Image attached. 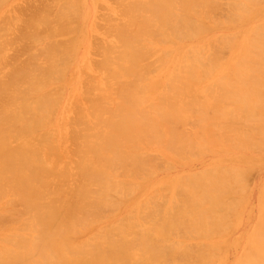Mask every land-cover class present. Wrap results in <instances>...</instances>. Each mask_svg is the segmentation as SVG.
<instances>
[{
	"label": "bare ground",
	"instance_id": "1",
	"mask_svg": "<svg viewBox=\"0 0 264 264\" xmlns=\"http://www.w3.org/2000/svg\"><path fill=\"white\" fill-rule=\"evenodd\" d=\"M112 1L115 3L114 0ZM118 1L119 2L116 1L117 5H120L118 12H121V20L117 19L119 21L118 24H108L111 19L109 21L108 19H102L104 22L107 21L106 26L111 28L105 33L109 32L108 35H114V41H116L113 45L105 44L107 46L102 47L104 55L103 60H97L100 70L103 69V71L106 72V76L100 82H94L91 80L90 82L88 81L89 85L87 89L83 88L85 82L82 84V88L84 90L83 91L81 89L82 92H84V95L88 94V98L82 97L87 100H82L84 102L87 101V105L85 108H79V106H76L75 109L77 110L75 115H73L72 112L71 114L73 117L71 118L70 116L71 122L67 121L64 123L63 137L59 135L63 139V142L69 140L68 143L66 142L67 144H69L71 140L73 143V147L71 148L72 150H68L65 147L66 150L63 151L64 154L60 153L56 148L57 144L54 145L52 143L54 137L51 140L47 135H44L46 134V131H44L43 135L39 133L40 135L38 137H34V135H37L34 134L35 131L41 126V124H43L45 112L50 108H54L53 105V107H51L52 99L54 101L56 98L57 101V95L54 98H51L52 94H50L46 87L48 88V85L52 81L57 80V77L60 79L62 66L66 64H63V62L65 60L67 61V58L65 57V49L72 46L74 42L73 40L67 43H62L61 41L58 42L51 39L56 32L60 33L57 29L49 26L52 22H54L55 25V16L53 17L54 21H52V18L51 20L47 19L48 17L46 18V16H40L34 20V24L36 25L45 24L47 26V34H44L43 36H35L33 38V41L35 40V43L40 44L41 47L39 50H37L38 48L36 49L37 51L35 50V54L30 50L31 52H29L31 54L29 53V59L24 65L14 68L12 67L9 72H6L8 74L5 75L4 73L5 76L0 78V264H171L170 262L163 260V250L160 248L159 244L153 243L149 240L147 241L148 233L153 229L148 225V218L146 219L147 222L145 219L140 218L142 217L140 213H143L142 209H144L145 204H143V208L142 206L140 208L137 207L138 211L141 209L140 212H137V220H143L142 223H147V226H138L137 228L135 222L140 224L138 223L140 220L134 221L130 218L129 220L128 218L126 220L124 216L125 220L120 218L121 220L118 219L120 221H117V223L113 222L115 224H106L105 226L98 228L90 237L86 239L79 240V238L78 241H74L72 236L77 234L79 236V233L82 232L81 230L88 229L93 222L95 224V221L98 222V219L102 217L100 216V213L107 209L105 207H109V209L110 206L114 207V196L118 195L119 197V195L123 193V195H125V193L127 194L131 188H136L135 185L134 187L132 186L134 183L132 180L134 178H138L137 176L139 175L141 178L144 176L146 166L149 163V155H147L145 151H147L150 146L155 145L158 147L161 145L162 147V145H164L165 149L168 148L174 151L181 148L183 149V138L186 135H181L182 133L180 134L179 131L181 129H178V120L181 119L183 123L185 121L184 119L188 120V116L192 115L189 107V104L192 101L186 103V101L189 100L188 97L191 98V96L184 92L187 100L182 99V101L185 100V103L182 104L184 105L182 108L184 109L185 105H188L186 106L188 111L186 109H184V111L186 110L189 112L190 109V115L187 114L186 118L182 115H180V117L178 114L182 108H179L177 104V101L179 100L176 98L182 93V91H180V89H182L180 88V84H182L181 80H184L185 78L189 80L190 78L199 75V73H193L194 69L186 72L193 67L196 68L199 66L200 68H198L200 71L202 70V74L205 76L203 71L207 70L209 73L208 70H210L213 65L215 67H217V65L226 66L227 62L222 64L221 61H219V57H216L217 55L215 56L213 53V55L209 53L212 47V43L210 41H208L209 43L191 46L190 48H187L185 52H176L174 42L182 37L185 38L184 36L192 38V36L202 34L209 26V19L205 9L209 7L217 9L218 2L217 0ZM67 2L63 3H66L65 5L67 6H62L64 11L65 8L69 11V8L71 7V5H67ZM62 9L60 10L59 8L57 11V19L61 14H66L67 11L64 12ZM60 11L63 12L60 14ZM11 17L13 18V16ZM62 17L64 18V15ZM62 17L60 16L61 21ZM3 18L0 17V19ZM7 19L8 17L5 19L8 22ZM67 19H64V21ZM47 20H50V23H48ZM59 20L60 19H58L57 22ZM64 21H62L60 25H69L67 24V21L66 23H64ZM54 25L52 26L54 27ZM57 25H59V23ZM62 26L60 27H65ZM104 26L105 25L102 27ZM67 27L68 28H65V31L70 30V25ZM72 28L69 31L70 33H72ZM105 28L107 29V27ZM111 31H113V33ZM241 34H264V26L250 28ZM223 40L225 39H222V41ZM5 41L7 42V40ZM9 41L7 42V45L9 44ZM6 42H2L4 43V46L0 44L2 48L6 47ZM92 42H94L93 39H91V44ZM236 42V45L241 44L240 40ZM95 43L97 42L95 41ZM100 43L99 45L102 46V43ZM164 44H169L167 47L169 49L161 51L160 47L164 46ZM93 45L95 44L93 43ZM96 45L99 49H102L101 46L99 47L98 44ZM96 47H93V49ZM236 48L238 50L237 52L240 53V48L236 46L234 50ZM160 51L161 53H159ZM155 53H158L157 59H152L155 62L152 60L151 63L147 61ZM90 54H94V52H90ZM2 56L3 50H0V64L3 58ZM40 58L43 63L38 62ZM93 60L94 59H91L92 62ZM95 62L96 60H94V63ZM152 62L154 64L157 63V65L153 66L154 64ZM170 62L173 64V69L172 71L170 70L171 73L166 77V83L162 87H165L164 90H166L169 83L172 85L173 82H176L175 84L179 85V87H177L178 90L176 88L171 89L175 86V84H173L174 86L170 85L167 88V90H172V95H170L171 93L167 94L163 91L162 92L165 94L162 93L163 95H161L157 91L156 93H158L161 97L158 94H155L157 97H154L159 98V101L156 99L154 101V99H152L154 101L153 105L150 103L152 102L151 100L147 103V107H145L146 104L144 106V103L149 100V98L146 99L148 92L152 93L156 87L159 88L163 81L162 79L157 80L150 77V71L153 70L155 72L154 69H157V67L160 68V66H163L164 64L166 65L167 63L169 64ZM245 64L246 62L243 61V57H239L234 66L237 68L242 66L239 69H243ZM4 67L2 65L0 69ZM201 67H208L209 69H201ZM181 71L182 73H180ZM77 74L79 73L77 72ZM240 75L241 73L238 74V76ZM152 79H155L156 82L153 81L151 84L150 82ZM145 81L153 85L152 92V89L150 88L151 86L149 87L151 90H147L148 86ZM178 81L180 84L177 83ZM142 82H145V87H147V89L144 88ZM184 86L185 84H183V87ZM214 86H217V89L227 88L233 93V86H229V83L227 81L225 82V80L216 83ZM187 88L188 87L185 89ZM85 90H87L88 93H86ZM174 91H178L177 94L173 93ZM219 93L221 94V91H219ZM112 95H116L120 98L118 101L116 100L117 103L110 100L113 98ZM212 97H215V100L218 98L214 94ZM106 99H108L107 101H111L112 103L114 102L115 104L113 103L111 105L109 102L105 101ZM179 99H181V97H179ZM194 100H196V98ZM156 101L158 104H155L157 103ZM237 101L242 103L241 98H238ZM58 102L60 104V101ZM106 102L109 103L110 106H107L108 104H106ZM149 103L150 106L148 105ZM173 105H175L174 107L176 110L173 109ZM239 109L243 111V115L237 117L238 121H236L237 119L235 117H225L227 120V124L225 125L228 126H230L229 123L232 121L229 120L230 117L231 119H236L235 121L237 123L239 120L242 122H239V125L236 123L237 126L235 125L234 127V124L232 125V123H230L234 129L227 127L230 128V130L233 129L232 132L234 131V138L238 141L240 147L238 146V143L232 144L235 146L237 145L239 148H244V145L242 146L240 143H245L247 146H250L248 143H250L252 139L250 144L254 147H256V144L259 146L257 141H253L255 140L253 135L255 136L264 132L262 131L264 130V112L254 113L251 108L246 107L243 104H241ZM64 112L66 111L64 110ZM187 112H183V115ZM48 113L51 114L53 112L48 111ZM200 113L199 115H202L201 117L203 119L206 117L207 119L210 118V115L205 114V112L202 111V114ZM66 114L68 113L66 112ZM215 116L213 118L211 116L212 120L215 118L217 121L218 119L221 120L224 118V116L217 115V117H219L217 119ZM201 117L199 116L198 118L200 119ZM199 121L202 122V119ZM48 122L50 124V121ZM243 122H247L248 124L249 122H253L255 125H252L253 127L249 128L250 126H247L248 124L246 123V125H243ZM216 125L219 126L218 123ZM240 125H242V127ZM200 126L203 127L202 123ZM243 126L248 128L246 129V127L244 128ZM207 127L208 126H206V128ZM224 127L222 128L224 129ZM210 128L212 129V126ZM227 128L225 127V129ZM198 130L196 129L197 132ZM182 131L183 129L181 132ZM202 133L199 131L200 135ZM213 133L209 134V136H212ZM217 138L218 137H216V139ZM261 138L263 139L264 137ZM261 138H256V140L264 142V139L261 140ZM184 139L187 140L186 137ZM189 140L190 139L187 141ZM223 140H225V138ZM71 142L69 148L72 146ZM202 142H204L203 139ZM223 142L224 141H222V143ZM189 146L191 145L189 144ZM252 146L249 149L252 148L253 150L254 147ZM197 147L199 146H194L193 149H197ZM259 147L257 148L259 149ZM190 148L192 149V147ZM179 151L177 153H179ZM63 155H71L73 159H71V161H67L69 158L66 156L67 162H63V158H61ZM213 170L211 172H213ZM215 170L217 171V169ZM220 170L222 171V169ZM216 171L214 172V177L221 173L220 171L216 175ZM229 172L232 171H228V173ZM224 173L227 174L226 171ZM203 174L205 175L203 176ZM225 174L222 173V176ZM206 175L207 174L204 172L201 175H198L199 177L196 176V180L200 177L202 178V176L205 178ZM229 176L233 177V183L238 179L241 180L238 182H242V179L240 178L241 175L238 172L230 173ZM212 177L210 175L209 178L212 179ZM220 177L221 176H219V178ZM226 177L227 176H225V178ZM219 178L217 176V179L216 177L214 179L219 180ZM222 178L224 177H221L220 179L222 180ZM195 181L192 180L194 183ZM207 182L211 183V181ZM218 182L223 186V181L221 183L220 181H217V183ZM228 182L229 180H227L226 184L224 181V184H226V186L231 184V180L230 183ZM201 183L200 185H189L191 189L188 193H194V188L192 186H200L199 188H201ZM205 184L207 183L205 182ZM203 187L204 190L208 189V186L205 188V185H203ZM185 188L188 189L187 187H184V189ZM209 189L212 191L214 188L213 186H209ZM227 189L231 190V188L228 187ZM199 190V194L201 196L204 194V196L200 198L202 200L198 199L199 201L195 200V203L192 202L193 205L195 204L193 212L194 218L190 219L189 228L187 227V229L191 230V232L193 231L194 233L197 232L196 234H201L200 236L203 234V236L205 235L207 238H210L212 237L213 231L215 232L214 229L218 232L220 229L218 227L220 225H217V223L214 222L220 214L215 212L214 207L216 205L213 206V201H215V203L217 202V205H219V208L221 209L222 207L224 208V205L226 204L225 211H227L226 206H230L231 204L227 205V202L222 203V199H224L222 196L220 197V201L222 200L221 202H219V198L217 199L218 201H216V199L211 201L212 198L210 197V201L213 203L209 206V201H204L206 204L208 203V205H206L207 208L203 207L206 210H199V208L197 209V206L199 207V204L197 203H202L201 201L204 200L207 193L204 192L203 189ZM235 190L236 189L231 191L234 192ZM224 191L225 193L228 192L226 189L223 190L222 187L221 192L220 190L217 192H220L223 195ZM240 191L242 190H239V193H241ZM213 192L210 193L213 196H216L217 192ZM235 192L231 194H235ZM131 193L129 192L128 195ZM209 194L207 193V198ZM126 196L127 195L124 197ZM237 200L235 201L237 202ZM204 202L202 204H205ZM139 204L142 205V202ZM117 207L118 206H116V209ZM102 209L103 211H101ZM232 210L234 211V209ZM129 212L127 214L131 215ZM144 214H147V212H144ZM149 214L150 213H148V215ZM101 215H103V213H101ZM206 215L208 217L211 216L209 217L210 219H207L208 217L205 218ZM215 215L218 216L216 217ZM223 217L224 216H221L219 218L224 219L225 217ZM133 218H135V216ZM260 221L261 222L258 224L259 226L256 233L251 236L250 243L245 246L242 255L235 264H264V214ZM208 224H210V227L205 228ZM215 224L219 229L214 226ZM227 226L228 225H226V227ZM226 227H224V229H227ZM134 228H137V230ZM224 229L221 228V232L222 230L224 231ZM207 230H209V232L212 231L209 233L210 236L207 233ZM217 234L218 233H216V235ZM212 249L213 248H210V250L206 252L205 256L197 259L195 264H210L211 260L209 257L212 254Z\"/></svg>",
	"mask_w": 264,
	"mask_h": 264
},
{
	"label": "rangeland",
	"instance_id": "2",
	"mask_svg": "<svg viewBox=\"0 0 264 264\" xmlns=\"http://www.w3.org/2000/svg\"><path fill=\"white\" fill-rule=\"evenodd\" d=\"M116 1L119 2L118 0ZM116 1L114 0L115 3ZM64 2H67V5H71V7L68 6L70 7L69 11H67L66 8H65V11L64 9H62V6L66 4V3L63 4ZM217 2H218L217 9H212L210 7L205 9L207 13V17L209 19V26L205 29V31L202 34L192 36V38L188 36L187 37L184 36L185 38L182 37L179 40L178 39L175 40L174 42L176 52H185L187 48H190L191 46L209 43L208 41H210L212 43V47L209 53L211 54L213 53L215 56L217 55L216 57H219L220 59L219 61H221L222 64L227 62V65L225 64L226 66L217 65V67H215L213 65L214 66L213 67L211 65L212 67L210 68V70H208L209 73L207 72V70L203 71V73H205V76L202 74V70L200 71L199 66H197L196 68L193 67L187 70L186 72H189L190 70L194 69L193 73H199L198 76L190 78L189 80L185 78L184 80H181L182 84H180L179 81L177 82L178 84H180V88H182L180 89V91H182L183 93V94L181 93L180 95H178V97L176 98L179 100L177 101L179 108L180 107L182 108L184 106L182 104H184L185 103L184 101L187 100L185 96L186 94L184 95V92H186L187 95L189 94V96H191V98L187 96L189 100L186 101V103H188L189 101H192L189 104V107L191 109V112H190V109H189V112L192 113V115H190L189 112H187L188 110L186 106L188 105H185V108H184L187 111L186 110L184 111V109L182 108L181 110L183 111L180 110L178 114L179 116L182 115L185 118L187 114L190 115L188 116V120L184 119L185 121L183 123H182V120L180 119L182 126L180 124V120H178L179 121L178 129L179 128L181 130L183 129L182 132L181 130L180 131L178 130V131L180 132V134L182 133L181 135H186L185 136L186 139L191 136L190 138H188L190 140L187 141L188 139L185 140L184 139L185 137L183 138L182 136L183 143H184L182 145L183 149L182 148L179 149L182 151L175 150L176 152L172 149L171 150L168 148H167L168 150L165 149L164 145H162V147L161 145L158 147L155 145L150 146V148L147 151H145V153L149 155L148 156L149 163L146 166L145 174L143 173L144 176L141 178L139 177L140 176L139 175L137 176L138 178H134L132 180V182L134 181L132 186L133 187L134 185L136 186V188L135 187L133 189L131 188L133 192L130 189L129 192L130 193L132 192V193L129 195H128L129 192H127V194L125 193V195H127L126 197H124L125 196L123 195L124 193L121 194L122 196L119 195V197L118 195L114 196L115 197V199L113 198L115 201L114 207L110 206V209L109 207H105L107 208V209L104 208L105 211H103L102 209L101 211L103 212L101 213H103V215H101L100 213V216L102 217L98 219V222L95 221V224L93 222L89 226L88 229L81 230L82 232L79 233V236L78 234L72 236V238H74V241H78L79 238H80L79 240L86 239L90 237L98 228L105 226L106 224H109V223L110 224L113 222L117 223V221H120L121 219L125 220L126 218L127 220L128 218L129 220L130 218L134 221H139L140 219L137 220V214H138L137 212H140L141 209L138 211V208H140L141 206L143 208V204H145L144 205L145 207L144 209H142L143 213H140V215H142V217L140 218L145 219V221L148 218V225L153 229L149 231L147 241L149 240V241H152L153 243L159 244L160 248H162L163 250L162 251L163 260L166 262H170L171 264H195L197 259L205 256L206 252H208L210 248H213L212 254L209 257L211 260L210 264H235L236 261L242 255L245 246L248 243H250L251 236H253L256 233L258 226H259L258 224H260L261 222L260 220L262 219V216L264 214V149H263L264 142L256 140V138L260 139L261 137H264L262 136L264 135V132H262L264 130L261 131L262 134L261 133L258 134L260 136L253 135V137H255V140L253 141H257L260 147L257 146V144H256V147L252 146V144H250L252 142V139H251L250 143H248L250 146H247L245 143H242V144L240 143V145L242 146L244 145V148H239L240 147L239 143L234 138L235 135L233 133L234 131L232 132V130L234 129L233 127L237 123L236 121H238L237 117H240L243 115V111L239 109L241 104H243L246 107L251 108L254 111V113L264 112V34H241L242 32L250 28L264 26V0H217ZM115 3H113L112 0H0V17L3 18L5 15L3 19H0L2 20L0 21V25H2L0 26L1 27L0 44L4 46V43L2 42H6L5 40H7L8 42L10 40L8 45L6 42L5 44L6 47L2 48V46L0 45L1 46L0 50H3V56H2L3 58L0 64V67L2 65L4 67L5 65L4 68L0 69V78L8 74L6 72H9L12 69V67L14 68L17 66L24 65L29 59V53L33 51L35 54V52L39 50V48L41 47L40 44L35 43V40L33 41V38L35 36H43L44 34H47V26L45 24L43 25L34 24V20L37 19L38 17L46 16V18L48 17L47 19L51 20L52 18V21H54L53 17L55 16V21H56L55 25H57L58 23L59 25L55 26L54 22L51 21L52 23H50L49 22L50 20L49 21L47 20V21L48 23H50L49 24L50 27L57 29V31H59L60 33L56 32L52 36L51 39L58 41V42L61 41L62 43L63 42L67 43L69 41L74 40L73 45L69 46L70 48L67 47L65 49V54H66L65 57L67 58V61L65 60L63 62V64L66 63L65 65L62 64L63 65L61 69L62 72L60 73L62 76L60 75V79L59 77H57L56 78L57 80L52 81L48 85V88L46 87V89L50 92V94H52L51 98H54L57 95V101H56V98L54 99V101L52 99L53 103L56 101L54 103L55 105L51 102V107L54 106V108L51 109L49 107L50 109L46 111L47 114L45 112V118L43 119V124H41V126L34 133V134H37V135H34V137L35 136L38 137L40 135L39 133L43 135L44 131H46V134L44 135L45 136L47 135L48 138L51 140L54 137L52 140V143L54 145L57 144L56 148L62 154H64L63 151H65L66 149L69 150L73 147V143L71 142V140L70 142L72 146L69 148L70 142L69 144H67L69 140L63 142V139L60 137V136L63 137L64 123L67 121L71 122V118L73 117V115H75V112L77 110L75 109L76 106H79V108H85L87 105V101L84 102L83 100L85 98L83 99L82 97L88 98V94L84 95V92H82L83 88L87 89L90 80L94 82H100L106 76L105 75L106 72L103 71L102 68H101L102 70H100V67L98 66L97 62L99 61V59L103 60L104 55L102 52L103 51L102 47L107 46L105 44L113 45L116 42L114 41L115 40L114 35L113 36L110 34L108 35L109 32L105 33L111 28H108V26H106L107 21L106 22L103 21L105 19H108V21L110 19L111 20L115 19L113 21L110 20V23H108V24L114 25L116 23L118 24L119 21L117 19L121 20V16H120L121 12L120 11L118 12V10L120 9L119 7L120 5H117V3L116 4ZM65 7L67 6L65 5ZM59 8L60 10L62 9L64 12L67 11L66 14L65 13L61 14L63 11L59 12L61 14V15L59 14L61 17L64 15V18L62 17V21H64V19L71 18V19H67L66 21H67V24L70 25V28H69L70 30L72 27L75 28V29L72 28L73 29L71 31L72 33L69 32L70 30L65 31V28H68L67 26L69 25H66V24L60 25V23H62L60 16L58 17V19L60 20L57 22L58 20L57 11L59 10ZM67 15H69L70 17ZM6 16L8 17L7 19L8 22L5 20L7 18ZM11 16L15 18L13 19ZM66 21H64V23H66ZM52 25H54V27ZM62 25L65 27H63ZM103 25L105 26L102 27ZM58 26L59 27L62 26L63 28L60 27L62 30ZM105 27H107V29ZM80 32L84 35H82ZM103 32L105 35L106 34L107 35L105 36ZM111 32L113 33V31ZM91 35L94 38H92ZM91 39H93L94 41L92 42V44H91ZM222 39H225V40L222 41ZM239 40L241 41V44L236 45L237 44L236 41H239ZM95 41L97 43H95ZM100 42L102 43V46L99 45ZM93 43L95 45H93ZM96 44H98L99 47L101 46L102 49H99ZM168 46L169 44H164V46L160 47L161 51H165L166 49H169L167 48ZM236 46L240 48V51H241L240 53L237 52L238 51L237 48L234 50ZM93 47H96L97 49L96 48L95 49L97 51L93 49ZM161 51L159 53H161ZM90 52H94V54H90ZM88 56L90 59L88 58ZM157 57H158V53H155L147 61L151 63V60L154 58L157 59ZM239 57H243V61L246 62L243 69H239L242 66L239 68L234 66L235 62L239 59ZM91 59L96 60L95 62L96 64L94 63V60L92 62ZM38 62L43 63V61H41V58L38 60ZM81 62L82 63L84 62L83 65ZM155 65H157V63H155L153 66ZM172 66L173 64L170 62L169 64L167 63L166 65L164 64L163 66H160V68L157 67V69H154L155 72L153 70L150 71L149 73L150 77H153L157 80H161V79L163 80L159 88L156 87L154 91H153V85L151 84L153 81L156 82L155 79H152V81L150 82L151 84L145 81L147 83L146 85L148 86V89L147 87H145V82H142V85L144 86L145 89H147L148 91L152 89L151 92L153 91L152 93L148 92L149 96L147 95L146 99L149 98V100L144 103V106L146 104L145 107H147V103L151 101L152 99H154V101L155 99L159 101V98H156L157 96L155 95V94H158L156 93L157 91L161 95L165 94L163 92H166L167 94L171 93L170 95H172L171 89L176 88L178 90L177 87H179V85L175 84L176 82L172 83V85L175 84L176 87L173 85L174 88H171V89L169 88L170 90H167V88L171 85V83L167 85L168 87L166 86L167 87L166 90H164L165 87H162L166 83V80H165L166 77L171 73L170 70L172 71L173 69ZM93 67L95 70L93 69ZM202 68L207 69L208 67L207 68L201 67V69ZM195 69H196V72H195ZM77 72L79 74H77ZM180 73H182V71ZM240 73L241 75L238 76V74ZM224 80L225 82L227 81L229 83V86L231 87L233 86V93L226 88L227 85L225 86L226 89H220V88L217 89L218 85L216 87L214 86L216 83L220 81H224ZM83 83H84V86L82 88ZM183 84H185L184 87H183ZM149 87L151 89H149ZM186 87H188L187 88L188 90L185 89ZM218 90L221 91V94L219 93ZM85 91L86 93H88L87 90ZM188 91H191V92H188ZM177 92L174 91L173 93L177 94ZM213 94L216 97H218L216 98V100H215V97L214 98L212 97ZM112 97L113 98H111L110 100L114 101L115 103H117V101L120 99L116 95H112ZM179 97H181V99H179ZM193 97L194 99L196 98V100H194ZM238 98L242 99V103L237 101ZM108 99H106L105 101H107ZM182 99H185V100L182 101ZM77 100L78 101L80 100L79 104ZM180 100L182 101L181 104H180L181 102ZM58 101H60V104ZM111 101H107V102H109L112 105L114 102L112 103ZM154 101L152 100V102L150 103H152L153 105ZM107 102H106V104H108L107 106H110L109 103ZM56 103L58 106L56 105ZM150 103L148 104L149 106H150ZM155 104H158V102ZM174 106L175 105H173V107ZM173 109H175V107ZM64 110L68 114H66ZM48 111H51L53 113L49 114ZM202 111L205 112V114L210 115V118L208 119L206 115H205L206 118L204 117L207 121L209 120L208 122L201 117L202 115H199V113L202 114ZM72 112H73V115L71 114ZM183 112H187V113H184L183 115ZM198 115L201 117L200 119L198 118L199 117ZM217 115L224 116V118L231 116V117H235L237 120L233 118L231 119V117L230 119L227 118L230 121L232 120L231 122L228 120L230 123H232V125L234 124L232 127L230 123H229L230 126L225 125L227 124L226 118L225 119L222 118L221 120H219L218 119L219 117H217ZM191 116H194V117H191ZM211 116L212 118L215 116L218 120L216 121L215 118L212 120ZM198 119L199 120L202 119V122H200ZM48 121H50V124ZM239 122L241 121L239 120ZM199 123L200 125L202 123L203 127L200 126ZM217 123L219 124V126L216 125ZM238 123L237 125L240 124ZM245 123L248 124L247 122ZM245 123L243 122V125H246ZM221 124L222 125L224 124L226 128L230 127L233 129L231 130L230 128L225 129L224 125L222 126ZM197 125L198 127L200 126L199 130H198ZM210 125L212 126V129L210 128L211 127ZM252 125H255V124H253V122H249L247 126H250L249 128H251L253 127ZM206 126L208 127L206 128ZM240 126L242 127V125ZM222 127H224L225 131ZM247 128L248 127H246V129ZM196 129L198 130V132L196 131ZM228 129L231 131L232 134L230 133ZM207 130H210V131H207ZM199 131L201 133L203 132L202 133L203 135L202 134L200 135ZM196 132L198 133V135ZM213 132L216 134H214ZM212 133H213L212 135L213 137L209 136V134H212ZM215 136L218 138L216 139ZM257 136L260 138H258ZM222 138L223 139L225 138V140H223ZM202 139L204 142H202ZM263 139L261 138V140ZM222 141L224 142L226 141L225 143L223 142L225 145L222 143ZM185 143H186V146H185ZM232 143L233 144L238 143L239 147H237V145L236 146L233 145ZM189 144L191 146H189ZM194 146L195 147L199 146V147H197V149L196 148L193 149ZM251 146L254 147V149L259 147V149L258 148L255 150L254 149L252 150V148L249 149ZM190 147H192V149ZM203 149H206L207 151ZM178 151L180 154L177 153ZM185 151H186V154H185ZM66 156L69 159H67ZM66 156L65 155L61 156V158H63L62 159L63 162H65L66 159L67 161H71V159H73L71 155H66ZM179 156L182 158H180ZM215 169H217V171ZM220 169H222L223 172ZM212 170L213 172H211ZM219 170L221 171V173H219L220 172ZM215 171L217 172L215 173L216 175L219 173L217 175L218 178L219 176L224 177V178H222L221 180L220 179L221 177H220L219 180H216L217 176H215L216 179H214ZM225 171L227 174L224 173ZM228 171H232V172L228 173ZM204 172L207 174L205 178H203V176L205 175L203 174L202 178L200 177L201 179L198 178L196 180V176L199 177L198 175H201ZM233 172L240 173L241 175L240 178L242 179V182H238V181H241L238 179V180H235L237 183L235 181L233 183L232 181L233 177L229 176L230 173H233ZM222 173L225 175L222 176ZM210 175L211 177L213 175L214 177V178L212 177L213 180L209 178ZM225 176H227L229 179L227 177L225 178ZM206 177L209 179L206 180L207 179ZM192 180L193 181L196 180L195 183L192 182ZM227 180H229L228 183H230V180H231V184H228V186H226ZM202 181L203 182L205 181L208 185L205 184V182L203 184ZM207 181H211V183L209 182L211 185ZM217 181H220V183L223 181V186L219 184V182L217 183ZM224 181L226 184H224ZM200 183L202 187L203 185H205V188H207L208 186V189H205L206 190L205 191L204 187L199 188L200 186H197V187L192 186L194 188V189L192 188L194 193L192 191L191 192L193 194L188 193V191L190 192L191 184L200 185ZM209 186L211 187L213 186L214 189L210 191L212 188L209 189ZM184 187H187L188 189L185 188L186 189L185 190ZM222 187H223V190L226 189L228 191L226 192L227 195L225 191H224L225 195L224 194L222 195L220 193ZM227 187L231 188L232 191L236 189L235 190L236 192L234 191L235 194H231L234 192H232L230 189H227ZM199 189H203L204 192H207L208 194L210 192L212 193L215 189H217L214 191L215 193L220 190V192L216 193V196H213L210 193L208 198H207V193H206V197H204V200L201 201L202 203L204 201L205 202L209 201L208 202L209 206L210 204L214 202L213 206L215 205L217 206V207L216 206L214 207L215 212L216 213L218 212V214H220V216L218 215H215V216L216 217L218 216V218L221 216L225 217V218L223 217L224 219L219 218L220 219L219 220L217 218L218 220L217 219L214 220V222H216L217 225H220L218 226L220 229L217 228L215 224L214 226L217 229H219V232L216 231V229H214L215 232L213 231L212 237L210 238H207V236L204 235L206 237L205 238L203 234H202L203 236L202 237L200 236L201 234H196L197 232L194 233L193 231L191 232V230L187 229V227L189 228L190 219L194 218L193 212H194L195 204L193 205L192 202L195 203L194 201L195 200L197 201L198 199L202 200L200 198L204 196V194H202V196L199 194L200 192ZM239 190H242L243 192L240 191L241 193H239ZM221 196L224 198L222 199L224 202L221 200L222 203L227 202V205L231 204L230 206H226L227 211H225L226 204L224 205V208L222 207L221 209L219 208V205H217V202L216 203L215 201L211 202L212 200H215V199L216 201L219 200V202H221L220 201ZM232 198H234L235 200L238 199L240 201L237 200L238 202L237 204V202ZM116 202L118 205L116 204ZM141 202H142V205L139 204ZM202 203H197L199 204V207L197 206V209L199 208V210H206L205 208H207L206 205H208V203L207 204L206 203L202 204ZM115 204L116 206H118L117 209H116ZM232 209H234V211ZM128 212L131 215L127 214ZM144 212H147V214H144ZM148 213H150L149 214L150 216L148 215ZM127 215L130 217H128ZM133 215L135 216V218H133L134 217ZM143 215H144V218H143ZM206 217L208 216L206 215L205 218ZM209 217L207 219H210ZM142 221L143 220H140L138 222L140 224H137V222H135L136 223L135 225L137 228L138 226H147V223L143 222L145 223L143 224ZM226 225L228 226L226 227ZM206 227L207 228L210 227V224L206 225L205 228ZM224 227H226L227 229H224ZM137 228H134V229L137 230ZM221 228L224 229V231L222 230L221 232ZM210 230H213V229H210ZM207 231H208L207 232L208 234L212 232V231L209 232V230ZM216 233L218 234L216 235Z\"/></svg>",
	"mask_w": 264,
	"mask_h": 264
}]
</instances>
